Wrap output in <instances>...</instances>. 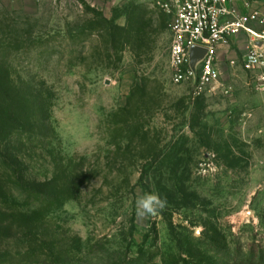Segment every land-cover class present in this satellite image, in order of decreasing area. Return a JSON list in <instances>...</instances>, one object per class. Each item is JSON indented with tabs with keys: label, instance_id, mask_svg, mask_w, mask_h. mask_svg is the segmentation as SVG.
I'll return each mask as SVG.
<instances>
[{
	"label": "rangeland",
	"instance_id": "1",
	"mask_svg": "<svg viewBox=\"0 0 264 264\" xmlns=\"http://www.w3.org/2000/svg\"><path fill=\"white\" fill-rule=\"evenodd\" d=\"M171 42L156 0H0V264H264V90L242 42L196 97Z\"/></svg>",
	"mask_w": 264,
	"mask_h": 264
},
{
	"label": "built area",
	"instance_id": "2",
	"mask_svg": "<svg viewBox=\"0 0 264 264\" xmlns=\"http://www.w3.org/2000/svg\"><path fill=\"white\" fill-rule=\"evenodd\" d=\"M170 18V58L175 83H191L196 97L221 80L219 51L243 42V67L264 90V12L248 0H156ZM205 49L192 66L191 49ZM234 63V61H232Z\"/></svg>",
	"mask_w": 264,
	"mask_h": 264
},
{
	"label": "clouds",
	"instance_id": "3",
	"mask_svg": "<svg viewBox=\"0 0 264 264\" xmlns=\"http://www.w3.org/2000/svg\"><path fill=\"white\" fill-rule=\"evenodd\" d=\"M135 204L136 215L141 218H149L154 217L167 206V199L155 190L146 191L137 195Z\"/></svg>",
	"mask_w": 264,
	"mask_h": 264
},
{
	"label": "trees",
	"instance_id": "4",
	"mask_svg": "<svg viewBox=\"0 0 264 264\" xmlns=\"http://www.w3.org/2000/svg\"><path fill=\"white\" fill-rule=\"evenodd\" d=\"M140 30L136 31L137 35H141ZM129 35H133L135 31L133 28H130L127 30ZM6 61V57L4 55L0 56V61ZM7 82H11L10 75H7L5 72L0 71V100L7 103L8 105H14L18 101V97L14 96H8V88ZM9 117V112L6 111L5 113Z\"/></svg>",
	"mask_w": 264,
	"mask_h": 264
},
{
	"label": "water",
	"instance_id": "5",
	"mask_svg": "<svg viewBox=\"0 0 264 264\" xmlns=\"http://www.w3.org/2000/svg\"><path fill=\"white\" fill-rule=\"evenodd\" d=\"M206 50L198 47H193L191 49V63L192 66H195V64L203 57Z\"/></svg>",
	"mask_w": 264,
	"mask_h": 264
},
{
	"label": "crops",
	"instance_id": "6",
	"mask_svg": "<svg viewBox=\"0 0 264 264\" xmlns=\"http://www.w3.org/2000/svg\"><path fill=\"white\" fill-rule=\"evenodd\" d=\"M222 48H224V47H222Z\"/></svg>",
	"mask_w": 264,
	"mask_h": 264
}]
</instances>
